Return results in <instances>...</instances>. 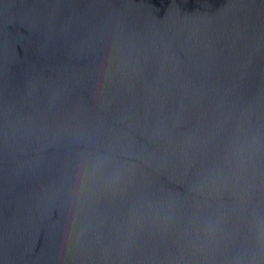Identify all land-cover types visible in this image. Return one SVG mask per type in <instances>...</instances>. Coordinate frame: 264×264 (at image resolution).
<instances>
[{
  "label": "water",
  "instance_id": "obj_1",
  "mask_svg": "<svg viewBox=\"0 0 264 264\" xmlns=\"http://www.w3.org/2000/svg\"><path fill=\"white\" fill-rule=\"evenodd\" d=\"M0 264H264V0H0Z\"/></svg>",
  "mask_w": 264,
  "mask_h": 264
}]
</instances>
